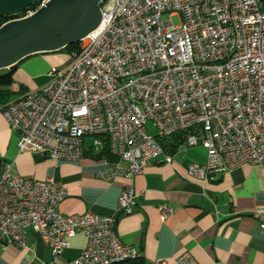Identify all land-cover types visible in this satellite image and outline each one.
<instances>
[{
  "label": "built area",
  "instance_id": "built-area-1",
  "mask_svg": "<svg viewBox=\"0 0 264 264\" xmlns=\"http://www.w3.org/2000/svg\"><path fill=\"white\" fill-rule=\"evenodd\" d=\"M100 7V25L78 42L70 65L52 68L48 83L3 108L20 152L79 161L88 149L107 151L127 164L133 180L160 156L171 163L168 144L178 138L179 148L206 150L205 162L190 165L192 179L215 181L243 165L264 169V0H106ZM164 15L178 16L180 24ZM148 121L159 136L148 132ZM68 194L54 179L23 177L6 162L1 242L25 247L31 229L57 259L83 232L81 255L60 264L142 257L117 235L116 217L61 214ZM136 197L126 187L120 211L132 214ZM158 208L162 221L173 214L168 204ZM255 217L264 233V213ZM178 263L196 261L184 253Z\"/></svg>",
  "mask_w": 264,
  "mask_h": 264
},
{
  "label": "crops",
  "instance_id": "crops-1",
  "mask_svg": "<svg viewBox=\"0 0 264 264\" xmlns=\"http://www.w3.org/2000/svg\"><path fill=\"white\" fill-rule=\"evenodd\" d=\"M65 52L39 53L22 60L10 84H0V175L6 162L23 177L54 179L68 197L58 210L63 215L87 211L117 218L116 233L125 244L137 247L149 264H179L190 253L196 264H264V233L257 213H264V169L251 165L215 181L192 179V163L207 159L202 147H180L167 163L165 156L151 161L133 180L127 164L115 154L88 149L79 161H56L20 152L17 139L3 115V108L50 80L52 68L70 65ZM10 72L1 69L0 76ZM94 153V154H93ZM133 186L134 211L119 209L122 191ZM168 204L173 214L162 221L159 206ZM69 248L55 259L41 238L29 229L26 246L0 240V264H60L78 258L87 243L83 232L69 240Z\"/></svg>",
  "mask_w": 264,
  "mask_h": 264
},
{
  "label": "water",
  "instance_id": "water-1",
  "mask_svg": "<svg viewBox=\"0 0 264 264\" xmlns=\"http://www.w3.org/2000/svg\"><path fill=\"white\" fill-rule=\"evenodd\" d=\"M106 0H49L33 16L0 27V70L26 57L78 43L101 23ZM34 0H0V15H13Z\"/></svg>",
  "mask_w": 264,
  "mask_h": 264
},
{
  "label": "trees",
  "instance_id": "trees-1",
  "mask_svg": "<svg viewBox=\"0 0 264 264\" xmlns=\"http://www.w3.org/2000/svg\"><path fill=\"white\" fill-rule=\"evenodd\" d=\"M41 1L42 0H34V3L30 7L25 8L22 12H19L17 14H13V15H0V27L3 26L5 23L14 20L17 16H20L21 14H24L28 9H32V8L37 7L38 4L41 3ZM78 47H79V43H74L72 45H69V46L65 47L64 49L60 50L59 52H65V53L71 54L73 51L77 50ZM19 63H17L14 66H12L10 68V72L9 73L0 76V84H10L11 83V81H12L11 80V75L15 72V70L17 68V65ZM181 142L182 141L179 140L178 138L173 139L168 144L169 147H170V152L171 153H175L179 149V146H180ZM106 153H107V151H102L101 153L95 155V157L96 158H100L101 156H103ZM116 264H149V263L143 257H140V258H137V259L128 260V261H124V262L116 263Z\"/></svg>",
  "mask_w": 264,
  "mask_h": 264
},
{
  "label": "rangeland",
  "instance_id": "rangeland-1",
  "mask_svg": "<svg viewBox=\"0 0 264 264\" xmlns=\"http://www.w3.org/2000/svg\"><path fill=\"white\" fill-rule=\"evenodd\" d=\"M170 19L172 20V22L175 25H179L180 24V19H179L178 16H175V17H172V18L169 15H164L163 16V21H167V20H170ZM147 130H148L149 133L153 134L154 136H159L160 135V131L158 130V128L156 127V125L154 124L153 121H148Z\"/></svg>",
  "mask_w": 264,
  "mask_h": 264
}]
</instances>
